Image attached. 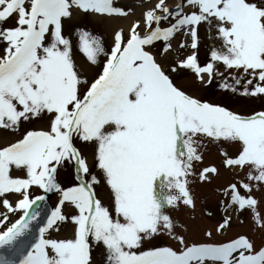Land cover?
Segmentation results:
<instances>
[{
  "label": "snow or ice",
  "instance_id": "6c2138e0",
  "mask_svg": "<svg viewBox=\"0 0 264 264\" xmlns=\"http://www.w3.org/2000/svg\"><path fill=\"white\" fill-rule=\"evenodd\" d=\"M0 264H264V0H0Z\"/></svg>",
  "mask_w": 264,
  "mask_h": 264
},
{
  "label": "rangeland",
  "instance_id": "374dc122",
  "mask_svg": "<svg viewBox=\"0 0 264 264\" xmlns=\"http://www.w3.org/2000/svg\"><path fill=\"white\" fill-rule=\"evenodd\" d=\"M121 2H124V0H121ZM122 23H123V22H122ZM216 96H217V98H219L220 93L218 92V93L216 94ZM205 191H207V190H205ZM35 194H36V195H39V194H42V193L39 192V191L37 190V191L35 192ZM48 200H49V203H50L51 206H52V205H54L55 202H56V196L52 194V195L49 196ZM243 227H244V228H247L248 225L246 224V225H244Z\"/></svg>",
  "mask_w": 264,
  "mask_h": 264
},
{
  "label": "water",
  "instance_id": "95a60500",
  "mask_svg": "<svg viewBox=\"0 0 264 264\" xmlns=\"http://www.w3.org/2000/svg\"><path fill=\"white\" fill-rule=\"evenodd\" d=\"M48 195H51V194H48ZM47 203H48V201H47ZM49 204V203H48ZM50 206V205H49Z\"/></svg>",
  "mask_w": 264,
  "mask_h": 264
},
{
  "label": "bare ground",
  "instance_id": "6f19581e",
  "mask_svg": "<svg viewBox=\"0 0 264 264\" xmlns=\"http://www.w3.org/2000/svg\"><path fill=\"white\" fill-rule=\"evenodd\" d=\"M122 23V22H121ZM123 23H126V22H123Z\"/></svg>",
  "mask_w": 264,
  "mask_h": 264
}]
</instances>
